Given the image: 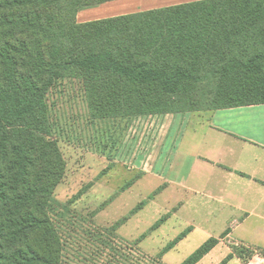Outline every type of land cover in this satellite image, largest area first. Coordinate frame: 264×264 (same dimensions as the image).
<instances>
[{
  "label": "trees",
  "instance_id": "obj_1",
  "mask_svg": "<svg viewBox=\"0 0 264 264\" xmlns=\"http://www.w3.org/2000/svg\"><path fill=\"white\" fill-rule=\"evenodd\" d=\"M107 1L0 0V264L64 263L51 202L66 164L46 102L58 79L80 78L97 117L182 112L179 97L205 79L218 82L210 111L264 103V0L77 21L79 10ZM216 243L206 240L181 264ZM233 250L241 257L245 249Z\"/></svg>",
  "mask_w": 264,
  "mask_h": 264
},
{
  "label": "rangeland",
  "instance_id": "obj_2",
  "mask_svg": "<svg viewBox=\"0 0 264 264\" xmlns=\"http://www.w3.org/2000/svg\"><path fill=\"white\" fill-rule=\"evenodd\" d=\"M217 83L205 79L187 89L178 100L182 112L97 117L88 106L80 78L57 80L46 102L51 138L66 164L51 202L54 223L65 244L63 264H165L158 253H139L134 247L137 241L127 243L115 231L153 197L147 173L155 165L164 169L168 164L183 120L219 104ZM175 193L166 194L171 200L178 197L188 198L193 204L198 201L194 194ZM163 200L164 196L157 197L153 209L158 210ZM153 209L143 211L141 230L151 223ZM180 230L178 224L170 225L168 232L159 233L148 247L162 245ZM198 238L194 234L168 252L166 263L181 262L199 245ZM237 248L245 249L241 257L233 250L241 261L250 259L252 250L242 244Z\"/></svg>",
  "mask_w": 264,
  "mask_h": 264
},
{
  "label": "crops",
  "instance_id": "obj_3",
  "mask_svg": "<svg viewBox=\"0 0 264 264\" xmlns=\"http://www.w3.org/2000/svg\"><path fill=\"white\" fill-rule=\"evenodd\" d=\"M191 1L198 0H110L79 10L76 19L87 22ZM173 146L165 168L155 165L147 173L153 197L116 228L117 236L127 243L137 241L134 247L145 256L158 253L165 264L167 253L194 234L199 245L178 264L210 238L217 239L216 245L194 264H219L228 254L231 258L224 264H264V103L187 116ZM169 192L194 194L198 201L171 200ZM161 196L165 202L154 210ZM148 209L155 216L141 230L143 211ZM160 218L164 220L152 228ZM176 224L179 232L160 246L148 247L159 233ZM183 232L172 247L165 248ZM238 244L252 250L250 259L237 257L233 249Z\"/></svg>",
  "mask_w": 264,
  "mask_h": 264
}]
</instances>
